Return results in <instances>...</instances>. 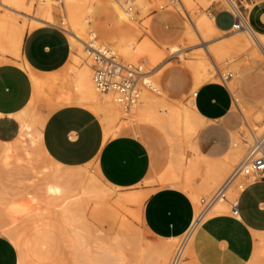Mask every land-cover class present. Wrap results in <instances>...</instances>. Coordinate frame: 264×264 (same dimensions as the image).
<instances>
[{
    "label": "bare ground",
    "instance_id": "bare-ground-1",
    "mask_svg": "<svg viewBox=\"0 0 264 264\" xmlns=\"http://www.w3.org/2000/svg\"><path fill=\"white\" fill-rule=\"evenodd\" d=\"M177 1L188 22L177 24V17L169 11L157 14L152 35L168 44L159 48L148 36L136 40L141 31L137 17L147 11L148 0H61L62 23L73 49L69 64L83 62L84 65L70 78L65 76L67 72L59 75L61 81L56 76L42 77L24 66L33 84V95L18 115L19 137L13 143H4L0 151V180L3 175L9 180L17 178L23 174L22 167L29 169L31 175L27 179L31 192H26L18 201L9 200L11 189L1 187L0 183V232L16 245L18 264H50L57 251H63L64 256L58 260L65 264H187L185 259L194 230L206 218L230 212L244 185L240 180L244 171L229 181L223 190L224 197L216 198L202 214L199 194H205L203 198L208 202L236 166L247 164L248 149L245 151V148L264 135V109L255 112L253 105L245 101L241 117L246 130H235L230 135L229 150L211 156L208 151H199L196 137L206 119L196 110L193 99L196 89L212 79L223 81L234 91L232 107L238 106L236 79L246 90L254 79L264 97V17L258 22H249L242 15L237 0H213L240 16V24L227 31L233 36L209 49L210 56L220 64L226 62L230 71L216 70L214 73L209 69L205 53L194 52L192 55L196 59L189 65L192 74L189 98L185 103L175 102L149 73L164 59L165 51L181 55L186 48L197 44V38L210 41L221 32L215 27L212 16L194 0ZM200 1L204 3L205 0ZM35 2V14H30ZM163 3L164 0H156L157 5ZM186 7L196 8L200 14L194 18L187 13ZM20 14L28 16L30 21L20 23L17 18ZM54 22L50 0H0V63L5 60L23 66L20 60L25 25L30 30ZM162 26L174 27L173 35H167L165 28L161 30ZM112 56L130 70L134 71V65L139 68L132 75V90L124 92L110 88L101 91L97 88L94 72L91 76V61L95 63L100 58ZM249 67L260 71L246 78L244 73ZM118 81L115 78L114 82ZM40 97L46 98L47 104H51L52 99L55 101L44 113L35 108ZM65 103L87 107L101 117L105 136L126 133L127 128L117 124L116 118L132 117L155 129V134L161 138L156 143L172 146L169 151L154 153L157 156H152V169L143 183L169 184L190 196L195 217L189 231L181 237L146 240L127 225L105 238L97 237L87 228L81 220L87 202L109 208L113 197L119 207L133 205L135 215L142 222L141 208L147 191L132 189L116 194L113 188L118 187L106 182L94 167L89 172L86 167L64 168L47 161L39 142L40 130L55 108L54 104ZM254 120L261 121L262 131L251 129L249 123ZM136 133L149 136L144 130L136 129ZM187 149L191 151H185ZM197 176L201 177L199 182L195 181ZM255 236L254 251L247 264H264V233H255Z\"/></svg>",
    "mask_w": 264,
    "mask_h": 264
},
{
    "label": "crops",
    "instance_id": "crops-1",
    "mask_svg": "<svg viewBox=\"0 0 264 264\" xmlns=\"http://www.w3.org/2000/svg\"><path fill=\"white\" fill-rule=\"evenodd\" d=\"M210 14L215 27L229 31L235 23L232 11L213 0H194ZM242 15L249 22L264 17V0H238ZM155 14V13H154ZM73 49L65 31L56 23H47L27 30L21 44L20 66L14 62L0 63V151L4 143H13L20 134L18 115L28 106L33 95V84L27 65L42 77L62 75ZM249 89L242 96L252 98L262 94L259 84L250 80ZM48 100L40 97L35 108L44 113ZM50 105L55 103L52 99ZM196 110L206 119L197 134L199 151L219 156L230 147V135L236 130L230 115L233 96L223 82L208 81L196 89ZM47 115L40 130L39 142L52 165L77 168L91 165L102 178L118 188L147 191L141 208V220L146 232L155 239L183 236L191 228L194 205L190 196L178 187L158 181L143 184L150 174L153 157L150 151H169L166 145H148L140 137L123 133L105 136L100 118L87 107L65 103ZM186 151H191L187 149ZM25 166V164H23ZM10 171H14L10 169ZM22 175L8 179L3 175L1 187L11 189L9 200H21L31 192L29 169L21 168ZM244 184L236 197L237 216L215 214L194 230L189 246L187 264H247L255 243V233H264V178L243 175ZM12 193V195H11ZM19 252L13 241L0 232V264H18Z\"/></svg>",
    "mask_w": 264,
    "mask_h": 264
},
{
    "label": "rangeland",
    "instance_id": "rangeland-1",
    "mask_svg": "<svg viewBox=\"0 0 264 264\" xmlns=\"http://www.w3.org/2000/svg\"><path fill=\"white\" fill-rule=\"evenodd\" d=\"M149 5L147 11L145 13L141 14L139 17H137V24L139 28L141 29L139 36L137 37V41H140L147 36L150 37L152 40H155L159 48H163V46L168 44H163L159 41V39L154 38L152 35V28L154 26V18L157 14H162L164 11L172 12L177 17V24L181 25L182 22H188L186 16L182 13V5L177 0H164V3L161 5L156 4V0H148ZM238 1V0H237ZM51 9L53 12V16L55 18L56 24H58L66 33L67 35V29L65 24L62 23L63 18V12H62V3L61 0H50ZM34 10L31 11L30 14H35V8H36V2L34 4ZM187 8V13L194 18L197 17L200 12L196 8ZM229 11H231L229 8H227ZM155 13V14H154ZM17 18L20 23L23 21L27 22L30 21V18L24 14L17 15ZM178 26V25H177ZM167 27V26H166ZM176 27V26H175ZM29 26L25 25L24 34L27 30H29ZM165 27H161V30H163ZM173 28H165L167 35H173ZM178 28V27H177ZM233 33L231 32H219L217 33V37L215 39H212L210 41H201L199 38L196 39L197 44L193 47L186 48L181 55L178 54H169L168 51H165V57L164 59L159 63L157 67H155L149 74L150 78H155L157 80L158 86H162L167 91V96L170 100L175 102H181L185 103L187 99L189 98V87L192 82V74L191 70L189 68V65L192 64V62L196 59H194V56L192 55L194 52L202 51L205 53V57L209 64V69L214 70V73L216 70H219L220 72H229L230 69L226 65V62L224 63H218L210 56L209 49L211 46H214L215 44H218L221 41H224L228 38H230ZM68 37V35H67ZM1 57V56H0ZM3 62H6L5 60ZM91 61V76L93 75L94 69L96 67V64ZM2 63V62H1ZM83 62H79L74 64L73 66H70L68 63L66 66V69L63 73H66V77L70 78L74 75V72L81 66H83ZM222 65V66H221ZM70 66V68H69ZM134 70L137 71L139 68L137 66H133ZM259 69H254L252 67H249L246 69L244 73V77L251 78L254 73L259 72ZM62 80L59 77H57ZM215 80V79H212ZM209 80V81H212ZM217 81V80H215ZM218 82H221L218 80ZM223 82V81H222ZM236 85V93H238V106H231L230 115L233 116V120L235 121V127L238 131L246 130L245 129V123L243 122V119L241 117V111L243 106H245V101L251 103L253 105L254 111L259 112L264 109V97L260 95L253 96L252 98L245 99L244 96H242L241 91L242 87L240 82L236 79L235 80ZM224 83V82H223ZM225 84V83H224ZM228 87V86H227ZM230 90L231 88L228 87ZM231 94L234 98V91L230 90ZM235 93V94H236ZM233 105V104H232ZM98 116V115H97ZM99 117V116H98ZM101 120V117H99ZM116 123L124 125L127 128L128 134H133L138 137H140L143 141H145L148 145H152L156 143V140H159V135L155 134L156 131L153 127L149 125H144L141 123L136 122L133 120L132 117H118L116 118ZM251 129L255 132L260 131L262 128L260 127L261 121L254 120L249 123ZM136 129L138 130H144L146 131L149 136H139L136 133ZM262 131V130H261ZM154 133V134H153ZM152 134V135H151ZM154 135V137H153ZM156 138V139H155ZM161 139V138H160ZM167 148L172 147L170 144H166ZM248 149V147L245 148V151ZM186 151V150H185ZM152 156H157L156 151H150ZM187 156H189V152L187 153ZM164 163H161V166H163ZM85 169L89 172L92 171V166L87 165L84 166ZM201 180L200 176H197L195 178L196 182H199ZM146 184V183H143ZM136 188H141V185H138L134 188H113L115 193L118 194L121 191L124 190H132ZM203 197H206L205 194L200 193L199 199ZM115 197H113L110 200L109 208L107 206H99V203L96 205L92 201L87 202L85 209L82 210L83 216H81V220L86 223L87 228L90 231H93L97 237L102 236L105 238L108 235H111L115 231H117L120 228H124L123 225H127L131 230L138 233L143 239L146 240H156L153 238L149 233H147L142 225V222L140 219L135 215L134 206L131 204H126L123 207H119L115 203ZM63 251H57L54 255V260L50 264H65L63 260H58L60 257H63Z\"/></svg>",
    "mask_w": 264,
    "mask_h": 264
},
{
    "label": "built area",
    "instance_id": "built-area-1",
    "mask_svg": "<svg viewBox=\"0 0 264 264\" xmlns=\"http://www.w3.org/2000/svg\"><path fill=\"white\" fill-rule=\"evenodd\" d=\"M235 16L234 25L240 24V16L233 13ZM96 67L94 69L95 83L98 89L101 91L108 90L110 88H118L121 91L127 92V90H132L134 87V81L132 75L135 72L132 69L121 64L119 59H115L112 56L108 59L100 58L96 62ZM115 78H118V82H114ZM123 92V93H124ZM246 165L236 166L229 177L224 181V183L217 189L213 197L207 202L204 198L201 199L202 210L201 214L207 209L211 202L216 198L224 197L223 190L228 185L229 181L235 177L238 173L243 172V175H249L254 173L264 178V135L254 139L251 146L248 148V155L246 159ZM248 166V167H247ZM238 210L236 203H233L230 208V214L237 216Z\"/></svg>",
    "mask_w": 264,
    "mask_h": 264
}]
</instances>
